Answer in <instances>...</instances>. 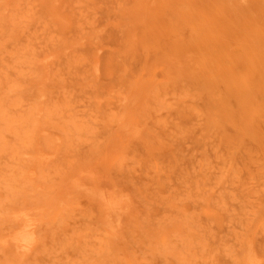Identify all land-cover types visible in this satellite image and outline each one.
<instances>
[{
  "label": "bare ground",
  "instance_id": "1",
  "mask_svg": "<svg viewBox=\"0 0 264 264\" xmlns=\"http://www.w3.org/2000/svg\"><path fill=\"white\" fill-rule=\"evenodd\" d=\"M109 1L99 10L103 23L88 9L92 0H0V264H113L111 257L127 242L126 234L134 241L146 235L130 214L133 198L126 184L115 181L102 162L105 151L110 158L115 137L122 136L119 127L138 121L152 104L171 109L169 94L175 96L181 120L237 121L236 134L264 136V0ZM218 27L228 30L235 48ZM101 37L117 42L114 56L103 58ZM155 70L164 74L160 82ZM11 75L16 81L7 84ZM104 80L111 84L107 91L100 90ZM76 92L85 97L81 114L70 107ZM102 119L112 126L99 148L93 139L95 123ZM206 129L220 133L217 124ZM11 146L13 160L6 150ZM116 146V152L126 147ZM209 147L203 145L202 151L206 154ZM170 151L163 146L160 152L167 156ZM6 157L14 162L10 172ZM204 161L197 176L190 175L189 164L185 169L175 165L172 173L180 171L189 190L192 184L198 188L196 179L206 183ZM157 187L155 196L151 183L140 186L161 204L156 213L162 205L173 211L174 198L161 195L159 182ZM59 189L65 191L64 205L50 218L46 205ZM185 196L193 204L190 191ZM217 207L225 209L223 202ZM179 217L161 216L157 228L165 239L150 249L153 255H164L170 243L181 241L186 264H207L203 254L208 251L222 264H264V241H251L252 223L242 208L235 217L244 219L246 232L234 237L237 242L222 231L194 233L198 222L189 207L181 206ZM256 217L264 234V207ZM232 241L238 251L228 245ZM149 260L153 256L135 257V264ZM123 264L133 263L125 258Z\"/></svg>",
  "mask_w": 264,
  "mask_h": 264
},
{
  "label": "rangeland",
  "instance_id": "2",
  "mask_svg": "<svg viewBox=\"0 0 264 264\" xmlns=\"http://www.w3.org/2000/svg\"><path fill=\"white\" fill-rule=\"evenodd\" d=\"M92 1L94 4L92 3V6L90 5L88 9L91 10L95 20L103 22L105 18L100 15L99 10L105 6H110V1ZM75 5L78 4L75 3ZM100 17L101 19H99ZM109 20L115 23L117 19L111 16ZM99 27L102 26L99 25ZM217 30L224 41L231 44L232 49L235 48V41L230 39L228 30L224 27H218ZM99 40L103 44L101 49L103 58L110 55L114 56V51L118 47L117 42L102 37ZM78 50V53H82L83 47H78ZM83 70H85L84 67ZM153 74L157 82L164 79L161 70H155ZM63 77L69 80L66 74ZM15 81L16 78L12 75L5 80L7 84L15 83ZM104 82L100 90L107 91L108 88H111V84L107 83L106 80ZM8 86L4 89L7 90ZM81 94V92L79 94L76 92L75 102L70 103V107L76 106L73 110L79 114L83 112L82 109L85 104V97ZM83 94L88 95L89 90L83 91ZM110 97V95H106V98ZM165 97L171 109H159L152 104L148 108L149 113L146 114L145 112L138 121L119 127L118 132L122 133V136L115 137L110 158L107 159L105 151V159H103L102 165L111 172L115 181L120 185L121 182L126 184L133 198L130 214L133 215V218L137 217V222L141 226L140 230L146 234L135 241L133 236L130 239L126 234L127 242L123 246L117 247L113 257H111L113 264H123L125 258L135 264V257L140 258L143 256H153V260H149L148 264H179L177 255H181V264H186L188 257L181 241L172 243L168 241L165 246L169 247L170 243L171 247L164 255H161V252H157L156 255L150 252L151 248L160 247V244L164 243V234L159 232L157 228L161 216L165 217L168 213L172 217L180 219L181 206L185 210L186 207H189V214L198 222L197 224L193 223L195 225V228L192 229L194 233H198L200 228L207 229L211 235H215L217 231H222L229 234L233 241L236 240L234 237H239L246 232V226L242 223L244 219L235 217L242 208L248 223H252L249 231L251 241H254V243L260 239L259 242L264 241V234L259 232V218L256 217L258 210L264 207V136L247 137L236 134L234 126L237 127L240 124L237 121L214 122L205 121L200 117L181 120L175 113L178 108V104L174 99L175 96L169 94ZM106 98H104L105 103L109 102ZM188 103L190 102L188 101ZM18 106L25 107L26 105ZM48 108L52 110L51 106H48ZM132 108V105L128 106V110ZM78 118L81 119L80 116ZM105 122L106 120L102 119L100 122L95 123L98 126V135L93 139V142L97 143L100 146L99 148L107 143L105 139H108V133L112 126L111 123H108L106 127ZM116 123L119 125V122ZM214 124H217L220 133L216 136L212 135V132L207 134L206 128L209 126L213 128ZM224 126L226 128L221 129ZM177 128L182 130L179 134L174 131ZM135 131H139V133L135 135ZM5 140L8 141L6 137ZM219 141H221V146L224 148L217 146ZM119 143L126 146L122 152L115 151L116 144ZM206 144L211 145V149L209 147L205 154L202 150L203 145ZM163 146L171 148L169 155L163 156L161 154L160 151ZM173 148H176V150H172ZM6 150L9 158L13 160L14 148L11 146ZM9 158H5V170L8 172H10L14 163ZM202 159H205L206 183L203 185L202 178L196 179L195 181H198L200 187L195 188L192 184L189 190L188 183L183 179L184 177H180V171L175 176L172 169L175 165L181 169L184 164H189L190 175L197 176L198 172L203 173V169L199 168ZM157 182L162 185L161 195L174 198V206L169 208L173 211H169L162 205L156 213L157 206H161V204L156 202L149 192L140 188L142 183H151L155 188L153 194L158 196ZM193 182L194 179L191 178L190 184ZM189 191L193 203L190 205H188V200L185 199V193L187 194ZM64 194L65 191L59 189L55 193V198L48 201L46 205L48 217L52 218L61 212L65 200ZM69 197L73 199L72 195H69ZM75 200L79 201L80 196ZM220 202H223L224 210H219L217 207ZM221 223L224 225L223 230H220ZM166 237L172 238V235H166ZM233 241L228 245L231 246ZM209 246L218 247L219 245L217 242L209 241ZM232 247L236 249L235 251L239 250L237 244L232 245ZM203 258L207 260V264H222V260L209 251L203 254Z\"/></svg>",
  "mask_w": 264,
  "mask_h": 264
}]
</instances>
